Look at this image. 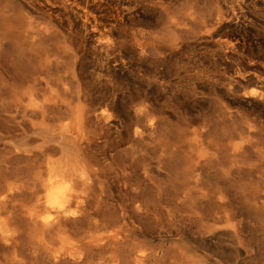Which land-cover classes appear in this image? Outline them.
Listing matches in <instances>:
<instances>
[{
    "label": "bare ground",
    "instance_id": "6f19581e",
    "mask_svg": "<svg viewBox=\"0 0 264 264\" xmlns=\"http://www.w3.org/2000/svg\"><path fill=\"white\" fill-rule=\"evenodd\" d=\"M11 1L16 10L0 3V32L7 38L0 39V52L8 48L17 63L33 62V71L68 60L70 80L23 79L21 74L23 78L9 84L0 81V88L8 89V101L2 90L0 107L8 117L27 123L35 135L11 138V150L0 156V264H149L153 250L130 237L157 215L161 163L146 158L163 142L159 95L166 106H173L180 89L184 96L190 90L217 96L230 94V85L251 83L258 90L233 99L264 113V59L247 64L246 71L235 70L223 89L204 71L205 66L216 69L229 63L247 45L264 47V35L256 27L264 0H204L212 9L208 19L193 6L174 12L183 0ZM161 26L156 35L152 29ZM192 27H216L218 37L232 29L237 36L203 43L189 58L190 65L175 51V33ZM14 33L19 34L17 41ZM51 33L61 39L53 51L45 41ZM166 43L175 47L162 56L166 52L160 53V47ZM171 64L199 71H186L178 88L158 74L159 66ZM195 137L202 139L198 132ZM250 139L233 143L231 155L241 153ZM200 144L197 152L205 159L210 150ZM169 148L170 160L174 150Z\"/></svg>",
    "mask_w": 264,
    "mask_h": 264
},
{
    "label": "rangeland",
    "instance_id": "374dc122",
    "mask_svg": "<svg viewBox=\"0 0 264 264\" xmlns=\"http://www.w3.org/2000/svg\"><path fill=\"white\" fill-rule=\"evenodd\" d=\"M1 1L2 5L11 10L17 9L13 1L0 0V3ZM189 1L191 0L176 3L173 11L182 14L188 6H193L200 17L208 19L211 16L208 14H212V9H209L210 5H205L206 1ZM257 16L259 21L256 22L258 25L256 27L259 28V34L264 35L262 23L264 13L259 12ZM163 29L164 27L161 26L152 31L158 35L159 33L155 31L160 32L159 30L163 31ZM196 30L198 31L192 27L186 31L188 34L184 30L175 33L176 37L179 36L176 47L174 46L175 51L180 52L183 58L186 56L184 59L188 60L190 65L189 58L197 49L203 48L207 43L230 40L233 34L237 36L232 29L225 30V34L219 37L216 27H209L204 31L196 27ZM52 32L60 35L55 31ZM18 36L19 34L14 33V41H17ZM57 36L52 34L45 40L51 51L60 47L61 39ZM0 39L7 38H4L0 32ZM170 47L167 43L161 44L160 53L166 52V54L163 52L162 56H168L174 50L173 46L172 50ZM7 49L0 52V81L4 79L3 82L10 83L11 79L19 80L23 77V79L43 78L52 81L70 80L68 60L60 65L54 64L33 71L35 69L29 67L34 65L33 62L26 65L18 62L19 65L17 60H13L15 57L10 49H8L10 53H6ZM262 59H264V47L257 44L247 45L237 57L229 60V63L216 66L219 70L213 66H205L204 71L219 80L220 85L224 84L221 85L223 89L227 84L224 81L231 77L235 70L244 71L249 63L262 64ZM159 68L158 74L162 80L171 84L174 82L178 88L183 85L180 80L189 72L199 71L195 67L189 71L173 64L164 67L161 65ZM145 70L149 71L150 67H146ZM21 74H24L23 77ZM229 87L232 89H229L230 94L222 91L217 96L210 91L200 90H190L191 92H185L184 96V91L180 89L179 92H175L173 106H166L163 95H159V102L164 105L160 112V121L163 123L160 124L159 129V139L163 142L159 144L160 146L157 145L156 149L149 150L150 155L146 158L149 163L159 161L161 163L162 171L156 178L157 192L159 191L157 215L155 220L139 226L130 237L132 242H145L144 245L153 250V255L156 257L152 255L149 264H264V113L249 110L247 107L249 111L245 112V106L236 104L233 99V95L258 90L255 85L234 84ZM2 90L8 89L2 87L0 92ZM4 92L0 93L2 95L0 100L5 97L4 99L8 101L7 93V97H3ZM221 97L223 98L220 99ZM7 117L4 106L0 107V156L11 150V138L16 141L24 135L30 138L35 136L30 132L27 123ZM197 132L202 136V139L199 137V141L195 137ZM2 136L4 138L7 136L8 140ZM246 136H251L249 143L244 146L241 153L232 156L231 145ZM166 140H169V143ZM171 141L174 145L170 143ZM199 143L210 150L209 154L213 156L208 155L209 157L203 159L197 152L201 150L198 147ZM168 145L174 150L172 155V157L176 156L174 159L168 158L166 150ZM195 156L200 158L198 162ZM108 192L107 197L116 201L115 194Z\"/></svg>",
    "mask_w": 264,
    "mask_h": 264
}]
</instances>
